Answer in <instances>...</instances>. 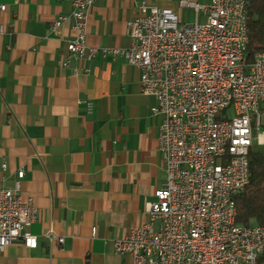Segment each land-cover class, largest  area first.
<instances>
[{
  "label": "crops",
  "instance_id": "1",
  "mask_svg": "<svg viewBox=\"0 0 264 264\" xmlns=\"http://www.w3.org/2000/svg\"><path fill=\"white\" fill-rule=\"evenodd\" d=\"M141 1L97 0L87 43L128 47V22ZM147 1L173 8L182 21L195 19L179 0ZM0 3L7 5L0 11V163H8L0 188L23 168V196L33 197L39 214L29 228L38 246L17 239L0 252V264H133L112 241L148 221L146 204L167 179L162 116L150 112L156 99L140 91L141 70L122 55H98L89 74L61 66L73 20L58 32L50 26L71 15L70 0ZM49 231L63 235L64 244L49 241Z\"/></svg>",
  "mask_w": 264,
  "mask_h": 264
},
{
  "label": "built area",
  "instance_id": "2",
  "mask_svg": "<svg viewBox=\"0 0 264 264\" xmlns=\"http://www.w3.org/2000/svg\"><path fill=\"white\" fill-rule=\"evenodd\" d=\"M70 1L71 15L50 26L58 32L73 20L61 66L89 74L98 55H122L141 70L140 91L156 99L151 114L162 116L158 138L166 182L146 204L148 221L112 241L115 252L133 264H264V224L239 223L236 203L250 182L249 154L264 142L258 131L264 128V51L247 60L251 0H179L194 9L190 22L171 7L142 0L128 22V47L89 45L87 20L97 0ZM7 170L1 162L0 171ZM25 174L18 169L12 185L0 188V252L17 239L38 246L29 228L39 214L33 197L23 196ZM46 237L65 242L54 231Z\"/></svg>",
  "mask_w": 264,
  "mask_h": 264
},
{
  "label": "trees",
  "instance_id": "3",
  "mask_svg": "<svg viewBox=\"0 0 264 264\" xmlns=\"http://www.w3.org/2000/svg\"><path fill=\"white\" fill-rule=\"evenodd\" d=\"M249 43L247 60L264 51V0H251L247 15ZM254 145L250 154V182L236 198L237 221L244 225L264 224V148Z\"/></svg>",
  "mask_w": 264,
  "mask_h": 264
},
{
  "label": "rangeland",
  "instance_id": "4",
  "mask_svg": "<svg viewBox=\"0 0 264 264\" xmlns=\"http://www.w3.org/2000/svg\"><path fill=\"white\" fill-rule=\"evenodd\" d=\"M262 106H263V109H261V112H262V115H263L262 120H263V124H264V104H263ZM258 131L263 132V131H264V128L260 127V128L258 129ZM257 144H258V143H256V145H257ZM258 145H262L261 147L264 148V142L261 143V144H258Z\"/></svg>",
  "mask_w": 264,
  "mask_h": 264
}]
</instances>
